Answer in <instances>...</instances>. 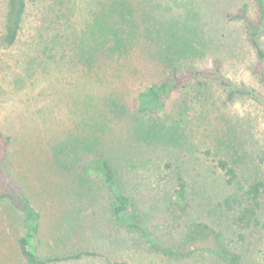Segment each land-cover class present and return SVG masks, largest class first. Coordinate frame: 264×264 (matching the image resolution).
I'll return each instance as SVG.
<instances>
[{
	"label": "trees",
	"instance_id": "trees-1",
	"mask_svg": "<svg viewBox=\"0 0 264 264\" xmlns=\"http://www.w3.org/2000/svg\"><path fill=\"white\" fill-rule=\"evenodd\" d=\"M4 1L6 11L0 32L2 49L11 50L20 44L30 1L36 4L38 12L36 20L31 23L35 36L27 51L29 56L25 54L22 58L23 69L15 65L21 70L17 76L29 78L48 73L53 68L57 73L61 70L66 80L69 77L73 79L68 82L73 91L57 92L55 104L50 103L44 111L36 113H43V121L48 123L49 131L55 125L63 132L69 125L65 138L51 141L49 147L52 156L61 160L57 164L59 168L78 171L74 183L68 185H73L75 199L80 198V189L88 182L100 183L112 198L115 221L129 230L140 232L151 249L161 250L169 256L193 254L161 249L141 224L140 214L132 212L125 218L133 193L124 192L122 182L125 177L134 178L139 173L134 164H126L122 171V161L117 156L134 159L139 156L140 148L159 151L160 146L162 154L172 150L173 157L182 161V166H188L192 156L189 159L186 153L194 151V147L187 140L192 137H189L190 133L197 131L206 133L208 136L205 137L211 140L209 149L194 152V155L191 153L208 163L207 174L221 178L223 186L231 188L234 183L240 185L241 176L248 173L243 180L246 185L227 193L220 200L219 207L234 213L232 223L242 232L263 228L260 212L264 179L251 178L249 169L241 171V165L246 163L247 156L251 161L256 157L264 164V150L247 154L245 143L239 142L236 128L224 132L223 138L219 135L220 131L215 126L223 122L224 115L217 116L219 111L213 110V114L207 110V104L201 105L204 94L206 98L204 89L207 86L203 78L207 79L208 75L215 77L230 99L235 96H247L263 102L264 99L258 92L239 87L223 77L218 60H214L212 69L179 72L182 58L203 56L205 48L212 43V39L207 40V37L210 35L211 18L216 22L218 17L215 4L208 3L203 10L197 7V10L188 11L182 22V18H178L180 15L170 10L169 4L162 5L157 0ZM254 5L256 19L247 20V39L256 53L257 74L264 86V48L260 42L264 34V0H254ZM79 6H84V11L78 10ZM91 6L93 8L88 10ZM245 14L246 6L243 5L231 18H245ZM41 56L45 58L42 62L38 60ZM157 62L165 74L164 78L157 79ZM20 83L19 89L24 90L25 83ZM32 122L41 128L38 121ZM210 124L213 126L211 129ZM12 142L13 136L0 129V201H9L22 213L17 246L26 263L55 262L57 259H39L37 237L41 214L4 167ZM169 201V205L180 212H187V184L181 175L175 180ZM214 233L218 238L220 233ZM82 255L85 254L71 258L78 259ZM218 256L230 264H238L223 248ZM261 260L264 264V251Z\"/></svg>",
	"mask_w": 264,
	"mask_h": 264
},
{
	"label": "rangeland",
	"instance_id": "rangeland-1",
	"mask_svg": "<svg viewBox=\"0 0 264 264\" xmlns=\"http://www.w3.org/2000/svg\"><path fill=\"white\" fill-rule=\"evenodd\" d=\"M157 1L162 5L169 4L170 10L180 15L178 18H182V22L188 11L197 10V7L203 10L208 3L217 7L218 17L215 18L216 22L211 18L210 35L207 37V40L212 39V43L205 48L203 56L182 58L184 60L181 67L178 66L179 72L186 69H212L214 60H218L223 77L239 87L258 92L264 99V86L256 69L258 60L247 39V20L256 19L254 0ZM37 2L41 3L40 0ZM243 5L246 6L245 18L232 19ZM90 8L93 6L88 7V10ZM78 10L84 11V6H79ZM5 11L6 2L1 0L0 32L3 29ZM37 15L36 4L30 1L20 44L11 50L0 48V129L13 136L4 167L41 214L37 237L39 259H57L47 264H230L218 256L223 248L233 262L263 264L261 254L264 251V226L242 232L232 223L234 213L227 212L218 205L227 193L246 185L243 180L248 173L241 176L240 185L234 183L231 188H225L221 178L207 174L208 163L197 155L193 156L194 152L212 147L211 140L205 137L208 136L206 133L194 131L189 134L192 137L187 141L193 145L194 151L191 152L193 155L186 153L188 158L192 156L188 166H182V161L173 157L172 150L162 154L160 146L159 151L140 148L139 156L134 159L120 158V154L117 156L122 161V171L126 164H134L139 173L134 178L125 177L122 182L121 189L126 193H133V201L125 218L132 212L140 214L141 224L161 249L177 254H193L169 256L161 250L151 249L140 232L129 230L115 221L112 198L100 183L88 182L86 187L80 189V198L75 199L71 188L73 185H68L74 183L78 171L59 168L57 164H60V159L52 156L49 147L51 141L65 138L69 125L65 126L63 132H60L62 128L57 129L55 125L49 131L48 123L43 121V113H36L38 110L44 111L50 103L54 105L57 92L73 91L68 83L73 79L69 77L66 80L61 70L57 73L53 68L48 73L29 78L21 79L17 76L21 72L17 67L23 69L22 58L25 54L29 56L27 51L29 52L35 36L31 23L36 20ZM261 41L264 48V34L260 37ZM44 59L41 56L38 60L42 62ZM64 70L65 67L62 68ZM156 70L157 79L164 78L165 74L158 62ZM50 73L57 76L52 77ZM203 79L207 86L204 89L206 98L204 94L201 105L207 104V110L213 114V110L219 111L217 116L224 115L221 119L223 122L219 125L213 123L220 131L219 135L223 138L224 132L236 128L239 142L245 143L246 153L257 154L264 150V102L247 96L230 99L215 77L208 75L207 79ZM15 80L17 82L14 86ZM20 81L25 83V89L29 88L25 93V89H19L22 85ZM33 120L38 121L44 130L32 124ZM212 127L210 124L209 129ZM250 161L247 156L246 163L241 165V171L243 168L249 169L251 178L264 179V164L256 157ZM179 175L186 179L187 184L189 208L185 213L169 205L170 192ZM162 199L166 202L161 201ZM260 218L264 223V196ZM21 221L20 211L9 201H0V264H27L17 246ZM214 232L220 233L218 238ZM77 254L85 255L78 259L71 258Z\"/></svg>",
	"mask_w": 264,
	"mask_h": 264
}]
</instances>
